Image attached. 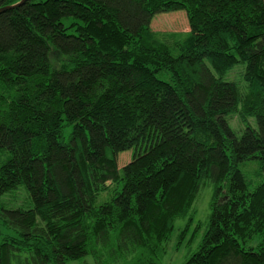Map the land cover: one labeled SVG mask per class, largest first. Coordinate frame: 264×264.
<instances>
[{
	"label": "trees",
	"instance_id": "obj_1",
	"mask_svg": "<svg viewBox=\"0 0 264 264\" xmlns=\"http://www.w3.org/2000/svg\"><path fill=\"white\" fill-rule=\"evenodd\" d=\"M180 10L190 31L151 28ZM241 63L243 80H226ZM233 114L256 127L238 136ZM208 184L206 229L182 264H264V0L0 12V264H165Z\"/></svg>",
	"mask_w": 264,
	"mask_h": 264
},
{
	"label": "rangeland",
	"instance_id": "obj_2",
	"mask_svg": "<svg viewBox=\"0 0 264 264\" xmlns=\"http://www.w3.org/2000/svg\"><path fill=\"white\" fill-rule=\"evenodd\" d=\"M151 28L154 31L168 33H185L190 31V22L186 11L180 10L170 13L157 14L152 23ZM246 64H238L226 76V80H234L240 82L243 80V73ZM229 124L238 136L242 134L247 124L256 127V118H249L246 122H242L238 114L228 117ZM139 153V152H138ZM136 148L116 155L119 168L127 169L133 165L137 159ZM256 161H248L242 165V169L251 177L255 168ZM213 186L208 184L201 191L195 202V217L193 222L189 224V217L180 218L176 221L175 230L171 240L167 243L168 253L164 258L165 264H182L193 252H195L202 240L206 229V223L211 213V202L213 197ZM18 195H16V198ZM6 196L0 195V202L5 200ZM18 204L21 201L17 202ZM189 224V225H188ZM77 264H80L77 262ZM88 264H94L92 259H88Z\"/></svg>",
	"mask_w": 264,
	"mask_h": 264
},
{
	"label": "water",
	"instance_id": "obj_3",
	"mask_svg": "<svg viewBox=\"0 0 264 264\" xmlns=\"http://www.w3.org/2000/svg\"><path fill=\"white\" fill-rule=\"evenodd\" d=\"M26 0H21L20 2L13 4V5H9V6H4L0 8V12L6 11L8 9H12V8H16L19 7L20 5H22Z\"/></svg>",
	"mask_w": 264,
	"mask_h": 264
}]
</instances>
